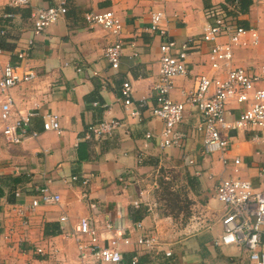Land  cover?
<instances>
[{
	"label": "crops",
	"instance_id": "crops-1",
	"mask_svg": "<svg viewBox=\"0 0 264 264\" xmlns=\"http://www.w3.org/2000/svg\"><path fill=\"white\" fill-rule=\"evenodd\" d=\"M59 1L31 0L29 6L13 7L9 0H0V63L22 64L38 74L12 89L14 117L35 111L32 125L39 131L38 137L20 144H2L0 186L5 194L0 197V264H79L77 243L61 230L60 218L67 215L73 225L91 216V202L100 205L95 218L104 233L102 243L114 233L106 229L107 219L122 224L125 236H130V244L120 240L122 264H132L135 253L140 256L138 264H250L246 248L217 243L224 232L226 209L216 197V186L241 178L264 189L260 174L264 131L260 140L253 139L250 131L223 132L231 145L228 164L218 153L203 152V134L195 129L201 116L197 110L189 109L179 125L190 135L184 148L162 150L155 138L147 141L145 137L147 132L160 133L164 126L152 113L151 98L159 78L161 44L168 38L178 42L199 38L205 23L214 20L213 9L226 0H69L68 13L35 36L31 8ZM91 10H113L124 23L125 49L118 69L104 55L117 37L87 23L84 13ZM158 10L165 14L161 23L165 36L151 29V13ZM9 11L14 17L5 20L4 13ZM240 18L248 22L246 27L263 30L264 1L253 0L250 11ZM20 52L25 56L20 57ZM235 55L239 65H260L264 34L258 45L237 47ZM187 62L189 73L176 79L172 91L177 100H183V91L195 86L198 75L214 74L204 43L192 46ZM127 80L132 82L135 104L147 101L140 120L125 110L121 88ZM49 112L60 115L61 133L43 129V116ZM110 118L123 125L102 140L85 137L90 125ZM140 154H145L142 162ZM236 157L242 159L241 164L234 162ZM188 158L195 163L190 164ZM159 170L174 176L177 190H184L192 201L184 223L162 209V194L153 177ZM86 174H92L88 185L72 180L74 175ZM47 179L52 180L53 192L61 195V203L31 209L35 188ZM16 189L21 190L20 197L14 194ZM135 215L141 219L135 220ZM137 221H143L147 234L158 238L156 250L138 245V232L133 229ZM47 223L60 226V234L46 235ZM166 251L172 254L167 256Z\"/></svg>",
	"mask_w": 264,
	"mask_h": 264
},
{
	"label": "built area",
	"instance_id": "built-area-1",
	"mask_svg": "<svg viewBox=\"0 0 264 264\" xmlns=\"http://www.w3.org/2000/svg\"><path fill=\"white\" fill-rule=\"evenodd\" d=\"M9 4L13 7H25L31 4V0H9ZM217 8L213 9L214 20L205 23L199 38L190 37L183 42L168 38L161 44L159 78L153 86L151 98L154 100L152 113L163 120L164 126L160 133L147 132L145 137L147 141L155 138L162 150L184 148L190 135L179 129V125L189 109L197 110L201 116L195 129L203 134V152L218 153L222 162L228 164L231 145L223 132L250 131L253 139H262L260 132L264 131V62L257 66L239 65L236 63L235 50L241 46L258 45L264 29L244 27L232 15L215 12ZM68 11L69 0H60L48 6H33L29 19L35 36L60 20ZM12 17L14 13H4L5 19ZM164 17V12L158 10L152 12L150 18L151 29L165 36L167 31L161 25ZM84 18L90 26H101L117 37L115 43L106 47L104 55L111 67L118 69L125 49L122 19L113 10L87 11ZM200 42L207 45L208 60L214 74L198 75L195 86L183 91V100H177L172 97L175 81L189 73V50ZM29 43L32 44L33 40ZM2 52L0 49V53ZM19 55L24 57L25 52H20ZM37 75L34 69L22 64L0 63V156L2 144H20L39 136V131L32 125V119L37 113L30 110L14 117L12 95L14 87L36 79ZM121 96L128 115L140 120L143 113L141 108L147 105V101L144 99L135 104L134 89L129 80L123 82ZM122 125L119 119H104L90 125L85 137L88 140H102ZM43 129L61 133L60 115L55 112L45 114ZM139 159L142 162L145 154H140ZM195 161L188 158L190 164ZM234 162L239 165L242 159L236 157ZM260 174L264 176V166L260 168ZM91 177L92 174L74 175L72 180H81L84 185H88ZM51 183L52 180L47 179L35 188L37 194L32 200L31 209L41 204L61 203V195L53 192ZM15 195L20 197L21 190H16ZM216 197L226 209L222 218L224 232L217 243L244 247L249 251L250 264H264V189H256L250 180L231 178L216 186ZM135 205L140 206L138 202ZM90 208L92 215L81 217L73 225H70L67 215L60 218L61 230L71 235L77 243L78 263L122 264L124 255L120 240L124 238V242L130 244V236H125L122 224L115 225L111 219H107L106 229L114 233L105 237L107 243H102L104 233L100 231L95 218L100 205L91 202ZM1 229L0 223V231ZM133 229L138 232V245L149 251L156 250L159 240L145 232L143 221L135 222ZM37 251L42 252V249L38 248ZM165 254L170 256L172 252L166 251ZM138 262L137 253L132 257V264Z\"/></svg>",
	"mask_w": 264,
	"mask_h": 264
},
{
	"label": "trees",
	"instance_id": "trees-1",
	"mask_svg": "<svg viewBox=\"0 0 264 264\" xmlns=\"http://www.w3.org/2000/svg\"><path fill=\"white\" fill-rule=\"evenodd\" d=\"M252 4H253V0H226V2L220 4V6L214 11L219 12V13L223 12V13H226L228 15H232L233 17H235V21L238 24L246 27V26H248V22L246 20H242L240 18V16L248 13L250 11ZM230 7H232V8H230ZM9 12L13 13V11H9ZM5 20L3 22H6ZM169 184H170V182L166 181L165 179L161 180V185L164 186L165 188H167V191H166L167 194L165 195V198L173 199V197H172L173 191L169 190V187H170ZM13 190H15V189L13 188ZM4 194H5V190H3V188H1V186H0V197L3 196ZM14 194H15V191H14ZM172 201L173 202H170V207L174 211V209H176L179 206H178V202L176 200H172ZM137 212H140V211L137 210ZM138 217H139V215L138 216L135 215L134 216L135 220L141 219ZM52 224L53 225H51V223L46 224V228H45L46 235H50V234L58 235V234H60V231H61L60 226H58V225L56 226L54 223H52ZM135 254H137V253H135ZM133 255H131V263H132Z\"/></svg>",
	"mask_w": 264,
	"mask_h": 264
},
{
	"label": "rangeland",
	"instance_id": "rangeland-1",
	"mask_svg": "<svg viewBox=\"0 0 264 264\" xmlns=\"http://www.w3.org/2000/svg\"><path fill=\"white\" fill-rule=\"evenodd\" d=\"M264 61L260 62L263 63ZM155 176V183L158 187V191L160 194V199H161V204H162V209L165 210L166 212H170L172 214V216H174L177 220H179L180 222L184 223L185 219H187V211L190 209L191 205H192V201L189 199V197L187 196L188 194H186V192H184V190H177L176 188V180L175 177L170 175L169 173L163 171V170H159L154 172L153 177ZM164 176V177H163ZM165 179L166 181L170 182L169 184V190L173 191V199L171 198H165L164 197V192L167 191V188H165L164 186L161 185V180ZM168 197V196H167ZM170 200H176L178 202V206L176 208V211H173L170 207ZM173 202V201H172ZM1 262V261H0Z\"/></svg>",
	"mask_w": 264,
	"mask_h": 264
}]
</instances>
